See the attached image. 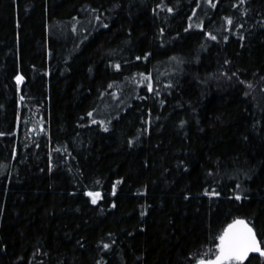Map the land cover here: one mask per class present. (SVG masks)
<instances>
[{
    "label": "trees",
    "instance_id": "16d2710c",
    "mask_svg": "<svg viewBox=\"0 0 264 264\" xmlns=\"http://www.w3.org/2000/svg\"><path fill=\"white\" fill-rule=\"evenodd\" d=\"M211 4L0 0V264H194L236 219L264 240V0Z\"/></svg>",
    "mask_w": 264,
    "mask_h": 264
},
{
    "label": "snow or ice",
    "instance_id": "6c2138e0",
    "mask_svg": "<svg viewBox=\"0 0 264 264\" xmlns=\"http://www.w3.org/2000/svg\"><path fill=\"white\" fill-rule=\"evenodd\" d=\"M208 2L212 7H215L214 4H211V0H208ZM169 11H171V9H169ZM227 24H232V20L230 18L227 19ZM104 26L107 27V25ZM210 38L213 40L216 39L215 36H210ZM137 59L140 58L137 57ZM115 67L119 70L120 66L115 65ZM22 79L23 77L17 76V83L19 84ZM109 87H111V85H109ZM148 91H152L150 83L148 84ZM21 99H23V97H21ZM88 115L91 116L92 113H88ZM95 122L96 121H93V123ZM104 130L107 131V128ZM208 194L209 193L206 191L205 195ZM86 195L91 197V202L95 204L97 202V198H99L101 194L99 192H88ZM236 199L240 200L241 197L236 196ZM218 241V244L215 246L214 258H201L198 260L197 264H244V261L249 258L250 253H258L259 257L264 258V248L261 247L264 240H258L253 228L249 227V225L242 219H236L229 224L227 228L224 229L223 233L218 237ZM104 247L107 248L108 245H105Z\"/></svg>",
    "mask_w": 264,
    "mask_h": 264
},
{
    "label": "rangeland",
    "instance_id": "374dc122",
    "mask_svg": "<svg viewBox=\"0 0 264 264\" xmlns=\"http://www.w3.org/2000/svg\"><path fill=\"white\" fill-rule=\"evenodd\" d=\"M98 200H99V198H97V201H98ZM96 203H97V202H96ZM246 223H247V222H246ZM247 224H248V223H247ZM248 225H249V224H248ZM249 227H250V225H249ZM225 228H227V226H226ZM225 228H224V229H225ZM224 229L220 232V234L218 235V237L223 233ZM218 237L216 238V241H215L214 245H213V246L211 247V249L209 250V252L211 253L210 256H209V258L207 257V258H204V259H213V258H214L215 246H216V244H218V242H219V241H218ZM261 247L264 248V243L261 244ZM198 260H199V259L193 261V263H194V264H197Z\"/></svg>",
    "mask_w": 264,
    "mask_h": 264
}]
</instances>
